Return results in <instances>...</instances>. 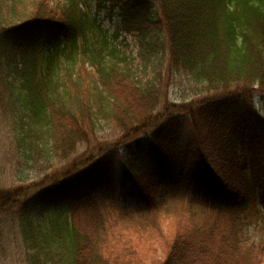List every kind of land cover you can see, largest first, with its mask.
I'll list each match as a JSON object with an SVG mask.
<instances>
[{
    "label": "trees",
    "instance_id": "trees-1",
    "mask_svg": "<svg viewBox=\"0 0 264 264\" xmlns=\"http://www.w3.org/2000/svg\"><path fill=\"white\" fill-rule=\"evenodd\" d=\"M157 4L160 18L148 0H97L117 15L109 36L81 0H0V107L19 181L84 149L31 199L30 186L0 189L25 264H264V234L244 239L264 203V0ZM157 32L168 65L216 95L157 112L161 87L117 41L150 54ZM114 152L134 210L104 202Z\"/></svg>",
    "mask_w": 264,
    "mask_h": 264
},
{
    "label": "rangeland",
    "instance_id": "rangeland-1",
    "mask_svg": "<svg viewBox=\"0 0 264 264\" xmlns=\"http://www.w3.org/2000/svg\"><path fill=\"white\" fill-rule=\"evenodd\" d=\"M56 1V0H55ZM85 9L88 10L91 16L96 17L101 26L108 32L109 36L114 33L118 24L117 15L114 12V16L109 18L107 16V10L97 8V0H81ZM152 5L156 6L158 12L156 0H150ZM107 7V4H105ZM161 17V13L159 12ZM124 38V39H123ZM126 43L127 47L123 49L125 54L129 56L130 61L134 67H136V75L141 81L156 80L161 87L160 101L157 108L159 114L164 113V105L168 104H183L190 101L201 100L206 97H211L217 93L209 91L206 85L200 82H195L182 72L175 70L168 65V51L165 42V36L163 32H157L154 36V43L157 45L156 51L150 54L145 52L140 53L138 47V41L134 37L120 34L117 41ZM82 40L79 41V47H81ZM144 55V58L142 57ZM78 58V56L76 57ZM62 60L63 57H61ZM256 107L264 116V99L256 98ZM9 108L0 107V189H12L22 186H30L27 192V199L35 196L40 191L48 189L47 182L43 181L45 176L54 177L63 168L68 167L69 163L78 161L81 154L84 153V149L80 150L67 161L53 162L48 165L46 170L42 169L41 173L35 170H27L25 174L26 178L23 181H19V174L15 173L14 165L19 160L16 150L10 142V127H9V115L7 110ZM99 145L111 146L115 143L118 137L117 130L113 126H104L103 130L97 135ZM143 138V137H139ZM135 142V141H134ZM120 150H118L119 152ZM113 153V161L111 165V175L109 180L111 181V189L106 193L104 202L108 205H120L126 202V206L129 210H134L139 207V203L131 196L127 194V187L120 183V167L117 164V154ZM116 157V158H115ZM24 168L20 167V170ZM23 173V172H22ZM24 174V173H23ZM40 184V185H39ZM33 185V186H31ZM50 206V205H49ZM51 208L50 207V211ZM259 211L253 212V222L245 229L244 239L246 242L256 241L263 237L264 234V203L257 201L255 207ZM39 211H45L43 206L38 207ZM46 214V212H42ZM17 220H18V208H13L6 214H0V264H25L24 252L22 245H20V237L17 233Z\"/></svg>",
    "mask_w": 264,
    "mask_h": 264
}]
</instances>
